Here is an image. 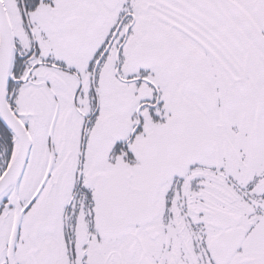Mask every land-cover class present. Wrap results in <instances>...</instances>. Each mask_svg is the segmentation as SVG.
<instances>
[{"label": "snow or ice", "instance_id": "snow-or-ice-1", "mask_svg": "<svg viewBox=\"0 0 264 264\" xmlns=\"http://www.w3.org/2000/svg\"><path fill=\"white\" fill-rule=\"evenodd\" d=\"M0 264H264V0H0Z\"/></svg>", "mask_w": 264, "mask_h": 264}]
</instances>
